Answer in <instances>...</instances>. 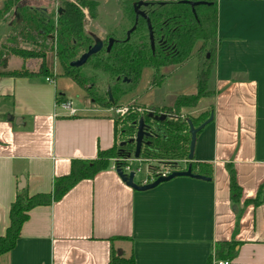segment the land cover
Masks as SVG:
<instances>
[{"label":"crops","instance_id":"0c3cea01","mask_svg":"<svg viewBox=\"0 0 264 264\" xmlns=\"http://www.w3.org/2000/svg\"><path fill=\"white\" fill-rule=\"evenodd\" d=\"M217 36L208 82L213 94L205 98L211 101L183 111L197 118L213 108L212 122L197 134L192 161L211 164L212 180L180 177L137 192L110 165L60 201L31 210L16 247L0 264H108L111 252L133 255L135 264H206L217 242L231 240L239 243L237 254L224 262L264 264V196L257 206L245 204L264 184V0H217ZM13 58L18 64L11 67L10 58L7 71L28 66ZM38 77L0 76V237L18 191L48 194L56 178L69 174L72 161H91L115 144L111 114L77 106L76 116L58 112L57 96L72 99L58 93L54 81ZM145 100L154 108L171 106ZM226 164L241 188L236 214Z\"/></svg>","mask_w":264,"mask_h":264},{"label":"trees","instance_id":"16d2710c","mask_svg":"<svg viewBox=\"0 0 264 264\" xmlns=\"http://www.w3.org/2000/svg\"><path fill=\"white\" fill-rule=\"evenodd\" d=\"M24 0H3L0 6V20L6 15L15 14L12 25H15L13 33L28 40L35 46H45L44 50L22 51L10 49L12 55L25 58H38L43 62V77L49 78L51 71L45 65L46 53L53 52L63 70L60 77L70 80L79 88L86 89L87 96L92 99V104L111 109L119 107L120 101L127 95L134 93L140 83L142 72L151 69L157 74L161 69L180 66L192 59L199 62L196 77V90L191 94H181L173 98L171 106L153 108L151 111L141 113L129 111L120 118H113L115 144L111 149L98 151L95 159L91 161L74 160L71 162L69 174L53 181L52 191L48 194L28 196L25 190L16 193L14 202L9 209V226L4 236L0 237V257L11 252L20 237L21 228L28 220L31 210L40 206H50L60 201L73 187L83 180H91L98 173L109 169L111 160L115 158H128L134 152L135 145L129 140L135 137L140 118L147 127L150 138L145 139L149 144L142 147L140 159L143 161L156 160L172 163L187 160L190 146V122L195 128L203 124L213 113L209 108L199 117L194 118L185 115L184 110L197 108L202 99L209 98L213 93L208 91L210 75L216 65V54L219 47L217 36V0H205L210 5L194 8V11L186 5L176 3L173 7L163 5L154 13H150V23L153 33L163 36L164 42L155 46L152 54L147 29L143 21H140L135 31L127 40L126 33L134 25L132 2L123 12V19L119 25L113 24L105 30V39L113 38L119 43L113 45L109 53L102 52L93 56L86 63L91 67L90 74H81V69L71 68L69 64L75 61L91 45V39L83 30L84 8L91 19L103 22L104 14L96 12L90 1L77 3H65V14L58 18L57 23H47L46 17L23 6ZM42 11V10H41ZM194 13H193V12ZM102 17V18H101ZM16 37V36H15ZM15 37L10 38L12 42ZM75 43V44H74ZM41 47V46H39ZM161 47V48H160ZM2 49V48H1ZM4 49V48H3ZM8 55L5 51L0 55V76L18 78L32 77L34 74L24 66L19 70L7 71ZM101 75L106 82L99 79ZM167 76L153 78L152 87L161 85ZM125 81V82H124ZM112 101L108 96V91ZM64 98L57 96L56 103ZM149 112L154 116L165 115L166 119L156 122L148 118ZM126 142L124 146H119ZM193 175L212 180L213 169L211 164H199L188 162ZM229 177L230 201L237 206L241 200V188L236 181V175L232 164H226ZM185 169V170H186ZM184 170V171H185ZM264 184L259 188L257 197L247 200L246 205L257 206L261 203L260 196H264ZM240 214L235 222V233L239 227ZM239 245L234 240L217 242L206 264L213 261H230L236 257V247ZM108 264H135L133 255L124 258L111 252Z\"/></svg>","mask_w":264,"mask_h":264},{"label":"rangeland","instance_id":"374dc122","mask_svg":"<svg viewBox=\"0 0 264 264\" xmlns=\"http://www.w3.org/2000/svg\"><path fill=\"white\" fill-rule=\"evenodd\" d=\"M3 0H0V6L1 2ZM32 2L36 3L39 7H43L47 4V2H51V8L53 12L56 11V8L60 5V2L63 0H31ZM66 2H75L77 0H65ZM108 7L105 6L104 9H100L99 13L104 14L102 21L98 22L97 20H93L89 17L88 12L83 8H80V12L83 13V22L84 27L83 30L86 32H92L96 35H98L101 39H105V30L111 22L114 20V16L111 14H108ZM6 14L1 20H0V55L3 54L5 51L7 52L8 60L11 58V67H14L13 64L16 62L18 64V61L13 58L12 52L10 49H18L22 51H39L44 50L45 46H42L41 44L39 46L32 45L29 43L28 40H24L23 38L17 36V33H13V30L15 28V25H12L13 19L12 14L10 16H7ZM16 36V37H15ZM15 37V41L12 42L10 38ZM2 48V49H1ZM4 48V49H3ZM53 52L46 53V60L45 65L47 69L51 71V76L49 78L55 82V86L57 87L58 93H63L66 95V97L72 99L74 102V106H77L79 109L85 108L91 112V114H98V115H107L111 114L113 118H120L119 115H115L114 113L109 112V109H103L102 105L98 106L96 104H92V99H90L87 96V93L85 92L86 89L77 87L74 83H72L70 80H67L65 78L60 77L62 75L63 70L60 67L58 59H56L53 56ZM17 57V56H15ZM78 59V58H77ZM24 62L28 63V66H24L28 70L33 71L36 67L39 66V64L42 62V59L38 58H25ZM198 67L199 62L196 59H192L188 61L187 63L180 65V66H174V67H167L161 69L157 74L155 71H152L151 69H145L142 72L140 83L136 89V91L130 95L125 96L119 104V107L122 108L126 107L127 105L131 104L134 108H141L144 111H151L154 107L146 106V96L150 98H155L153 100V106L159 107V106H167L169 105L173 98H175L178 95L181 94H191L195 92L196 90V77L198 73ZM42 68H43V62H42ZM92 72L91 67L85 65L81 69V74H90ZM160 78L161 76H167L165 79V82L160 86H155L150 89L152 86L153 78ZM99 79H102V82L105 83L106 80L99 75ZM36 80L42 81L43 77L35 78ZM42 79V80H41ZM43 82V81H42ZM160 88V90H159ZM210 88V84H209ZM159 90V91H158ZM152 91V92H151ZM136 95H139L140 98H145L138 103L137 100H129ZM82 101V102H81ZM211 101L208 99L203 100L201 103L203 105H206ZM145 103L146 105H144ZM141 105V106H139ZM142 105H144L142 107ZM58 112L62 111L60 109H57ZM116 159V158H115ZM115 159L111 160V165L114 164ZM141 172L138 173L135 178L134 182L136 185H140L142 180L146 177V170L147 166L145 164L140 165ZM234 206V205H233Z\"/></svg>","mask_w":264,"mask_h":264},{"label":"water","instance_id":"95a60500","mask_svg":"<svg viewBox=\"0 0 264 264\" xmlns=\"http://www.w3.org/2000/svg\"><path fill=\"white\" fill-rule=\"evenodd\" d=\"M182 3L189 5L192 8V10H194V8L198 7V6L210 5L207 2L183 1ZM141 5L146 6L147 4H142L140 2L136 5H134L133 8H134V11H135L137 17L141 16V17L145 18V20L147 21L149 41H150L151 48L153 50L154 40H153L151 25H150L148 18L142 12L139 11V8ZM134 31H135V26L127 32V40L129 39L130 35ZM86 34H87V36H89L93 40V45L90 46L87 49V51L85 53H83L78 59H76L75 61H73L69 64V66L71 68H75V69L82 68L83 66L86 65V63L89 59H91L93 56L97 55L102 50L103 40L98 35H96L92 32H86ZM113 43H114V40L109 39L108 46L106 48L107 53L110 52V49H111ZM33 73L35 75H38V76H41L43 74L42 62L39 64L38 69L35 70ZM107 91H108V96L110 98V101H112V98L110 95V90L108 89ZM148 118L153 120V121H156V122H162L166 119L165 115L154 116L152 112H149ZM7 120L14 121L15 125L21 124V118H13V117L9 116L7 118ZM212 120H213V114H211L210 117L197 128H195L190 122H188L190 138H191L190 139V146H189L188 162L193 161V155H194V149H195L197 134L199 132H201L207 125H209L212 122ZM150 136H151V134L147 132V127L143 121V118H140L138 125H137V129H136V135L134 138L129 140V143H132L135 145V149H134V152L132 154L134 160L140 159L142 147L147 146L149 144L148 142L145 141V139L150 138ZM125 144H126V142H121L119 144V146H124ZM116 174L127 187H129V188H131L137 192H145V191L152 190L162 183H166V182H169L175 178H180V177H188V178H193V179H197V180L208 181L207 179H205L203 177L193 175L191 172L190 166L187 167V169L185 171L173 172L170 176H168L166 178H159L156 181H154L153 183L148 184V185H136L134 182V173H130V174L126 175L121 171V169H117ZM20 182H21V185L19 186V190H22L23 187H21V186L23 184V180L21 179ZM232 211L234 212V214H236L238 211L237 207L233 206ZM118 256H119V254H118Z\"/></svg>","mask_w":264,"mask_h":264},{"label":"flooded vegetation","instance_id":"af4514ba","mask_svg":"<svg viewBox=\"0 0 264 264\" xmlns=\"http://www.w3.org/2000/svg\"><path fill=\"white\" fill-rule=\"evenodd\" d=\"M83 1H90L92 3V6L94 7V9L96 10V12H98V13L100 12V9H104L105 6H107L108 9L107 8L106 9L108 10V14H111L114 17L116 16L114 18V20H113V24H115L117 26V25H119V22L123 19L124 9L126 10L128 8L129 1L130 0H79V2H83ZM183 1H189V2H205V0H133L132 6H131L132 7V10H133V14H134V20H135L133 27L135 26V28H136L137 25H138V23L140 21H143L144 24H145V26H146V29H147V35H148V41H149L147 21L145 20V18H143L141 16H138L137 17V15H136V13L134 11L133 6L136 5V4H138V3H140V2L142 4H147L146 6L141 5L140 8H139V11L142 12L148 18V20L150 22V13L151 12L154 13L159 7H162L163 5H166L167 4L168 6L173 7L174 4H176V3H182ZM22 3H23V6L28 7L30 9H32V10H37V12L42 13L46 17L45 19H46L47 23L51 24L52 21L54 23H57L58 18L59 17H62L65 14V5L64 4L67 3V2L65 0H63L62 2H60V5L56 8V11L55 12L51 11L52 10V8H51V5H52L51 2H47V4L44 5L43 7H39L36 3L32 2L31 0H24ZM68 3H70V2H68ZM72 3H77V1L72 2ZM182 5H186L189 8H191L187 4H183L182 3ZM12 16H13L12 19H13V22H14V19H15L14 12H13V15ZM150 25H151V23H150ZM151 29H152V26H151ZM152 34H153V40H154V48H153V50L151 48L150 41H149V45H150L151 52L153 54L154 51H155V46L156 45H160L161 46V43L164 42V40H163V36H161V35L159 36L158 34L153 33V30H152ZM126 37H127V33H126ZM109 39H113V38H108L107 40L106 39H102L103 40V47H102V50L98 54L102 53L103 51L106 52V48L108 46ZM113 40H114L113 45L117 44V42L118 43L120 42V41H116L115 39H113ZM91 41L92 42H91V45L90 46L93 45V40L91 39ZM37 69H38V67H36L35 69H33L32 72H34Z\"/></svg>","mask_w":264,"mask_h":264},{"label":"built area","instance_id":"2783aa9c","mask_svg":"<svg viewBox=\"0 0 264 264\" xmlns=\"http://www.w3.org/2000/svg\"><path fill=\"white\" fill-rule=\"evenodd\" d=\"M47 83H53L50 78L45 79ZM56 106L59 107L61 110L67 113L68 117L76 116L78 114V110L75 108L74 103L71 100L61 101L56 103ZM129 111L141 113V109L134 108L131 104L127 105L126 107L122 108H111L109 112L114 113L115 115H119V117H123ZM188 163L187 160L180 161L175 163H166L160 162L156 160L151 161H143L141 159L134 160L133 156L131 155L128 158H116L114 164L112 165V169L116 171L117 169H121V171L128 175L130 173H134L135 176L141 172L140 165L145 164L147 166L146 170V177L142 180L140 185H148L153 183L159 178H166L170 176L173 172L177 171H184L186 168V164ZM184 168V169H183ZM213 264H229L228 262L224 261H213Z\"/></svg>","mask_w":264,"mask_h":264}]
</instances>
